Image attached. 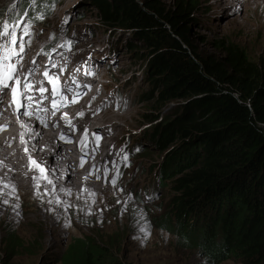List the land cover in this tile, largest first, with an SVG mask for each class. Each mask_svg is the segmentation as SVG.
<instances>
[{"label":"trees","instance_id":"16d2710c","mask_svg":"<svg viewBox=\"0 0 264 264\" xmlns=\"http://www.w3.org/2000/svg\"><path fill=\"white\" fill-rule=\"evenodd\" d=\"M52 4L17 0L10 6L17 12L0 8V22L6 10L9 23L26 18L37 24V14H49ZM82 5L95 10L107 30L128 38L135 56L139 45L145 48V56L138 55L148 84L143 102L151 86L161 87L160 107L143 114L154 124L143 134L144 151L169 150L167 160L151 166L159 169L163 189L170 181L173 192L156 222L203 248L214 263L264 264V61L252 60L241 45L224 38L213 42L218 55L194 54L189 38L200 25V0H177L169 8L159 0H84ZM99 237L77 238L55 261L129 264L112 241Z\"/></svg>","mask_w":264,"mask_h":264},{"label":"rangeland","instance_id":"374dc122","mask_svg":"<svg viewBox=\"0 0 264 264\" xmlns=\"http://www.w3.org/2000/svg\"><path fill=\"white\" fill-rule=\"evenodd\" d=\"M16 1L0 0V8L13 6ZM159 1L167 8L173 7L177 2V0ZM83 2L84 0H52L55 6L50 9V13L44 15V19L38 20L40 23L34 26V31L30 29L27 40L23 37L24 51L20 54L22 58L18 60H23L24 65L27 66L30 61L36 59L37 64L42 65L38 72L48 69L46 63L49 57L44 59V55L42 52L38 54V50L53 39H49L50 36L63 38L69 33V38L75 39L78 44L75 53H70L71 59L74 58L75 61L83 63L88 60L89 56H92L93 62H97V64L93 63L94 74L89 77L95 84L91 89L92 94L88 93V95L91 98L99 91L92 99L94 110L97 109L95 116L105 109L106 113H109L101 115L104 116L102 120L96 117L98 121L95 122L102 125L100 129L103 132L104 126H110V128L112 125L115 126L113 136L119 141L125 137L120 142H126L131 128L144 127L146 123L143 118L144 112L158 109L160 104L156 101V95L161 87L154 84L147 92L152 91L150 96L144 102L138 100V93L148 88V84L141 74L144 60L138 56L139 54L145 56V48L138 44V48L134 50L138 56L136 57L133 50L127 48L126 40L128 38L123 36L119 30L113 32L107 30L105 25L99 23V19L95 17L97 12L90 10V7L84 8ZM200 2L201 7L196 12L200 18V25L192 29V37L189 38V42L194 48V54L198 56L218 55V52L213 49V42L224 38L241 45L252 60L264 61V0H200ZM9 11L17 12L18 9L9 8ZM82 12H85L84 18L79 19ZM2 15L6 16V13H2ZM63 20L68 22L62 23ZM5 21L7 20L4 18L0 24ZM20 23L25 24V20L22 19ZM15 31L18 36H21L18 26ZM91 32L92 34H90ZM129 34L126 32V36ZM197 34H200L202 38ZM36 35L37 38H35ZM32 41L33 43L30 44ZM110 47H112L111 56L108 55ZM58 53L56 51L53 57L58 56ZM58 62L59 58L53 64L57 66ZM62 64L61 61V67H63ZM109 65L110 67H108ZM61 72L62 74L55 73V75L59 78L68 76L63 75L68 73L64 69ZM76 77L77 75L72 78ZM108 78L112 79V85L116 90V86L119 87L117 91L120 99L118 103L106 101L99 108L105 97L103 91L108 89L105 83L106 80L108 82ZM121 90H123L122 95H120ZM79 106L76 105L73 112L79 109L83 110L86 103L82 102ZM166 109L167 106H163L160 110L166 113ZM94 117H92L93 120ZM34 122L40 126L39 122L36 120ZM82 122L83 119L78 122L79 129L85 126ZM87 124L94 125L89 122ZM59 131L60 125L58 124L54 132H62V130ZM108 134L109 136H106L105 140L109 145L116 139L112 136V131ZM137 140L139 141V138H133V134L132 137H129V141L126 143L127 160H123V155L118 154L114 168L121 157L118 177L123 184L133 192H139L143 186L155 189L156 186L152 184L148 173L149 159L141 156V147L137 149L133 146ZM70 141L72 139L68 142ZM69 145L73 144L69 143ZM100 150H103V147ZM168 153L169 150L162 153L160 150L152 149V152L147 153L146 156H151L150 160H157L163 154V158L167 160ZM106 154L107 152L103 151L102 155ZM101 158H98L99 162ZM105 168L108 169L107 175L104 172L107 180L104 185L99 182L101 191H98L95 196L97 206L93 211H90V214L86 207L73 202L66 204L71 207L64 206V210L60 213L58 209L61 205H42L37 195L35 196L34 193L28 195L21 191L19 194L21 203H23L21 210L26 211L19 213L16 210L13 213L15 216L12 218L0 214V264H46L50 259L54 260L48 264H63L59 258L77 238H83L84 235L94 236L96 239L103 236L102 239L105 241H112L117 255L129 264H245L234 259L214 263L203 248H197L193 243L180 240L178 235L176 237L175 234L156 222V216L164 212L165 206L170 203L172 198L170 181L153 203L144 206L136 203L131 194L124 191L121 185L114 186L110 182V168L107 162ZM113 174L114 170L111 175ZM117 201L120 202L117 203ZM69 221L70 223H68ZM66 223H68L67 227H65ZM141 229H146V232H142ZM14 236L16 238L14 241L12 240V244L9 238ZM58 252H60L59 258L57 257L58 260L55 261V255Z\"/></svg>","mask_w":264,"mask_h":264},{"label":"bare ground","instance_id":"6f19581e","mask_svg":"<svg viewBox=\"0 0 264 264\" xmlns=\"http://www.w3.org/2000/svg\"><path fill=\"white\" fill-rule=\"evenodd\" d=\"M80 63L81 61L77 62V64ZM28 66L29 68L25 66V76L31 83V90H23L21 83L20 87L23 95L18 100L20 106L17 107V104H10L12 93L8 89L0 95V125H7V127L0 130V214L12 218L15 216L13 215L14 211L17 210L19 213L26 211L21 210L23 204L19 196L21 191L28 195L34 193L36 196L37 190L32 178L33 176H40V172L34 166L29 167V156L46 170V174L52 180L51 185L47 184L42 178L40 180L41 196L38 200L42 205L53 204L57 206L55 199L59 197L63 201L58 209L60 213L64 210V206L71 202L80 203L84 208L86 207L88 210L93 211L97 206L96 193L101 191L99 182L101 184L104 182L103 167L111 144L109 146L105 138L101 144H93L91 140H87V134L89 128L96 125V117L102 120L104 116L101 115L109 112L106 113L105 109L95 116L97 109L94 110L92 104L94 95L91 98L88 95V93L92 94L91 89L95 83L92 79H87L86 82L80 83L79 78H72L80 74V70L72 73L71 69L67 77H56L59 95L48 97L43 93L46 98L41 100V93L37 89L41 87L46 89L47 86L41 85L39 79L35 77V70H40L42 65L37 66L35 62L33 65L29 64ZM18 70L20 71V67H18ZM29 72L31 75H27ZM25 76H21L22 82ZM9 83L12 84L14 82L10 81ZM74 92L76 93L74 94ZM28 96L32 97V101L27 99ZM53 99H56L58 104L55 109L51 105ZM33 101H38L39 103H34ZM43 102H49V104L44 106ZM82 102L86 103L83 110L79 109L73 112V108L76 105L79 106ZM88 109L90 110L87 111ZM25 112L32 114L24 115ZM77 113H83V115H77ZM37 115L43 120V123L37 119ZM92 117H94L92 121L94 125L91 126V124L88 125L87 123H91ZM81 119H83L82 123L85 126L79 129L80 124L78 122ZM34 120L39 122L40 126ZM66 120L71 121V125L75 127L73 128L66 123ZM22 124L25 127L22 128ZM58 124L62 132L55 133L54 131H56ZM111 128H115V126L112 125ZM85 129H87L86 134ZM22 132L24 133L25 143L21 142ZM97 132L100 135L104 133L100 127H98ZM85 135L86 139L82 143V137H85ZM61 136L64 137L63 140ZM71 139L72 141L68 142ZM69 143L73 145H69ZM25 147L28 149L27 152L24 151ZM101 147H103V150H100ZM103 151L107 152V154L102 155ZM100 157L102 158L99 162L98 158L100 159ZM82 159L83 166H81ZM11 185H15V195H9V192L12 191ZM62 188L71 189V195L67 196L64 191H59ZM44 189H47V191L45 192ZM93 193L95 195H92ZM17 196L19 199L16 198ZM5 199L8 200V204L2 202ZM49 201H52V203H49Z\"/></svg>","mask_w":264,"mask_h":264},{"label":"snow or ice","instance_id":"6c2138e0","mask_svg":"<svg viewBox=\"0 0 264 264\" xmlns=\"http://www.w3.org/2000/svg\"><path fill=\"white\" fill-rule=\"evenodd\" d=\"M33 2H35V0H33ZM54 3L51 5V7H54ZM36 19L42 20L44 19V15L42 13H38L36 16ZM67 20H63L62 23H67ZM17 23L13 22V23H8L7 21L3 22L2 24H0V95H2L7 89H11V93H12V100L10 102V104H17V107H19V97L21 95H23V92L21 90V83H22V88L23 90H31V83L30 81L27 79V76H25L23 78V82L21 79V76L17 75V71H18V65L17 63H15L16 60L21 59L22 57L20 56L21 53H23L24 51V43H23V36L24 35H29L30 34V29H31V25H26L28 31L24 32L23 35L18 36L15 28L17 27ZM54 38V36H50V39ZM64 46L67 47H71V41H65L64 42ZM53 51H55V49H53ZM27 75H31V73L29 72ZM48 81L52 84V96L55 97L57 95H59V90L57 88V79L53 78L51 76L48 75V72L45 71L43 74ZM9 81H13L14 83L10 84ZM37 91H39L41 93V97L40 99L43 100L46 97L43 96V93L45 92V89L43 87L37 89ZM28 100L32 101V97L28 96L27 97ZM61 99H63V97H61ZM34 103H39L38 101H33ZM51 105L52 108L55 109L57 108L58 104H57V100L53 99L51 101ZM32 113L30 112H25L24 115H31ZM55 114V113H53ZM66 115V114H65ZM77 115H83V113H77ZM37 119L41 121V123H43V120L39 117V115H37ZM66 123L71 125V121L66 120ZM73 128L75 127L74 125H71ZM7 127V125H0V130H2L3 128ZM21 127H25L23 124L21 125ZM87 133V129H85V134ZM95 135V134H93ZM61 139H64L63 136H61ZM86 139V135L85 137H82V143L83 141ZM100 137L96 136V140L97 142L99 141ZM21 142L25 143L24 141V133H21ZM25 152L28 151V149L25 147L24 149ZM123 160H127V154L125 153L122 156ZM29 167H35L36 169L39 170L40 172V176H33V181H34V185L36 188V195L38 197L41 196V192H40V180L41 178L47 182V184L51 185L52 184V180L49 179L48 174H46V170L38 163L36 162L31 156H29ZM81 166H83V159L81 160ZM125 166H127V164H125ZM50 171V170H48ZM105 175H107L108 169L105 168L104 170ZM120 175V173H117V176H113L111 179V183L113 185H116L117 183V177ZM99 179V177H97ZM54 187V186H53ZM12 191L9 192V195H15V185H11ZM44 191L46 192L47 189H44ZM59 191H64L67 195H71V189H59ZM92 195H95L94 193ZM17 199H19V197H16ZM42 198V197H41ZM4 204H8V200H3L2 201ZM120 201H117V203H119ZM49 203H52V201H49ZM55 203L57 205H61L63 203V201L59 198L56 197L55 199ZM66 207H71V205H65ZM89 214H90V210H89ZM70 223V221L68 222ZM68 223L65 224V227L68 226ZM142 232H146V229H141ZM143 243V241H142Z\"/></svg>","mask_w":264,"mask_h":264},{"label":"clouds","instance_id":"9594fccd","mask_svg":"<svg viewBox=\"0 0 264 264\" xmlns=\"http://www.w3.org/2000/svg\"><path fill=\"white\" fill-rule=\"evenodd\" d=\"M169 27V26H168ZM206 30H210V29H206ZM212 31V30H210ZM123 33V32H122ZM125 35V33H124ZM143 74V79L146 78L145 76V72H144V67H143V70H142V73ZM127 81H129V79H127ZM143 93H138V96H139V99L138 100H141L143 101V97H142ZM166 114L163 112V114L160 113V119L162 118L163 119V115ZM156 123V122H154ZM100 124V123H99ZM154 124L153 123H145L144 124V127H141V128H134V129H130L129 131L133 134V138H139V141L137 140V145H133L134 148H139L141 147L140 149V154L142 157H146L149 159V166H148V173L152 179V184H154V186H156L155 189H148L150 186H143L141 190H139V192H133L130 188H128L125 184L123 186H121L124 191L128 192L129 194H131V196L135 199L136 203L138 204H141V205H147L149 203H153V201L155 200V198L162 192V189H163V185H165V182H162L161 180V173L160 171H158L159 169H156L157 167H155V169H152L151 166L153 165V163H161L162 160H163V154L156 160H150L151 159V156H146V154L149 152H152V149L149 148L147 150V153L144 151V148L146 145L143 144V134L144 132L147 130V129H150ZM104 127H109L110 126H104ZM110 129H116L115 128H110ZM131 133H128V137H132V134ZM112 136H113V133H112ZM114 137V136H113ZM116 139L117 142H120L116 137H114ZM150 157V158H149ZM103 184V183H102ZM115 186V185H114ZM119 187V186H118ZM163 214L160 213L158 216H156V218L158 219V217ZM59 253V252H58ZM54 259H50L49 261H53Z\"/></svg>","mask_w":264,"mask_h":264}]
</instances>
